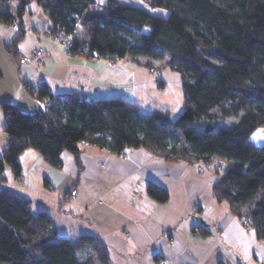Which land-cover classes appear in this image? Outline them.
Returning <instances> with one entry per match:
<instances>
[{"label": "trees", "instance_id": "obj_1", "mask_svg": "<svg viewBox=\"0 0 264 264\" xmlns=\"http://www.w3.org/2000/svg\"><path fill=\"white\" fill-rule=\"evenodd\" d=\"M0 0V23L19 22L20 30L5 50L18 57L20 22L36 2L52 22L73 35L71 55L118 57L150 71L165 66L179 74L182 110L144 112L116 96L89 99L83 94L53 95L47 85L26 90L46 106V116L25 115L0 107L7 145L0 156V176L7 166L22 175L19 155L36 150L60 168L63 150L79 156L87 142L117 155L144 148L167 161L223 160L219 191L234 214L264 239V143L250 140L264 126V0H140L149 10L121 0ZM15 6V7H13ZM161 87V80H158ZM53 100L48 104L45 98ZM235 117L231 128L218 122ZM147 194L168 199L165 188L150 181ZM207 231L199 229L198 235ZM0 264H110L104 243L93 234L71 240L59 236L45 211L33 212L30 200L0 189Z\"/></svg>", "mask_w": 264, "mask_h": 264}, {"label": "crops", "instance_id": "obj_2", "mask_svg": "<svg viewBox=\"0 0 264 264\" xmlns=\"http://www.w3.org/2000/svg\"><path fill=\"white\" fill-rule=\"evenodd\" d=\"M133 5L164 14L140 0ZM20 22L25 31L17 44L18 56L24 57L19 66L23 81L45 84L53 95L116 96L142 108L158 97L151 73L140 65L69 54L53 38L52 22L36 2L27 5ZM17 32L0 23L5 43ZM38 46L45 54L36 67L32 58ZM4 124L0 108V156L8 142ZM259 130L250 136L256 145L264 141ZM79 150L78 160L63 150L62 166L55 168L36 150L26 149L19 155L21 178L15 179L6 166L0 189L29 199L33 212L45 211L59 236L71 240L81 234L97 236L107 248L110 264H264V239L242 223L218 189L223 160L198 171L195 165L167 161L141 147L117 155L81 142ZM150 181L167 190L165 202L147 194ZM194 227L204 228L207 234L195 235Z\"/></svg>", "mask_w": 264, "mask_h": 264}, {"label": "rangeland", "instance_id": "obj_3", "mask_svg": "<svg viewBox=\"0 0 264 264\" xmlns=\"http://www.w3.org/2000/svg\"><path fill=\"white\" fill-rule=\"evenodd\" d=\"M121 1L124 3L133 5L135 0H121ZM96 2H97V4H96L97 7H101L106 2V0H97ZM17 25H18V23H17ZM9 27L11 28V25ZM19 30H20V27L18 28V31ZM23 32H25V31L23 30ZM56 33H57V31L55 33H53L54 39H55ZM57 42L62 45L61 42H59V41H57ZM65 48H67V47H65ZM67 49H69V48H67ZM43 50H44V48H43ZM44 54H45V50L43 53V57H44ZM43 57H42L41 64L43 62ZM108 59H109L110 63L116 62L113 58H108ZM121 60H123V59H120L118 61H121ZM128 61H130V60H128ZM161 64H162V66L158 70L154 69L153 71H150L148 68L142 66V67L146 68L149 71V73H151V78L154 79V83H155V84L153 83L155 85L154 91L157 93L156 95L158 97L154 98V101H152V103L149 104L151 106L145 105L144 108L140 107V109L144 112H151L153 110L165 111V112L169 113L171 117L174 118L177 116V112L180 111V109L182 108V106H181L182 105V99H183L182 86L180 84L179 74L177 72L169 70L165 66L166 65L165 61H162ZM158 80H161V83H162L161 87L158 86V82H159ZM31 84H33V83L31 82ZM179 101H180V103H179ZM238 121H239L238 118L230 117V118H226L224 120L219 121L218 126H221L224 128H231L232 126L236 125ZM259 131L261 132V134L264 137V126L260 127ZM262 143H264V141ZM217 161H220V159H215L212 162H214V163L216 162V164H217ZM183 162H186V161H183ZM186 163L189 165L197 166L198 171H204L205 167L208 166L202 162H194V163L186 162ZM224 165H225V163H224ZM70 194H71V191H70ZM244 225H246V224H244ZM198 232H199V228L194 227L193 233L195 235H198ZM162 263L163 262H161V264Z\"/></svg>", "mask_w": 264, "mask_h": 264}, {"label": "water", "instance_id": "obj_4", "mask_svg": "<svg viewBox=\"0 0 264 264\" xmlns=\"http://www.w3.org/2000/svg\"><path fill=\"white\" fill-rule=\"evenodd\" d=\"M4 46L5 42L0 37V107L9 106L25 115L45 117V104L26 90L19 76V66L24 57H13Z\"/></svg>", "mask_w": 264, "mask_h": 264}, {"label": "built area", "instance_id": "obj_5", "mask_svg": "<svg viewBox=\"0 0 264 264\" xmlns=\"http://www.w3.org/2000/svg\"><path fill=\"white\" fill-rule=\"evenodd\" d=\"M11 28L14 30V31H18V25L16 22H12L11 23ZM55 39L59 42L62 43V45L64 47H67V48H72L73 47V43H74V39H73V35L71 33H66L65 29L61 26H57V33L55 35ZM43 53H44V50L41 46H38L34 52H33V58H32V63L33 65H35L36 67L40 66L41 65V61H42V57H43ZM113 58L115 61H118L120 60V58L118 57H111ZM26 82V85L27 86H33L34 84H31L30 81H25ZM45 101L46 103H48L49 105L53 103V100L50 99L49 97H46L45 98ZM75 190H72L71 191V194L74 195L75 194ZM243 224H247V220H243L242 222ZM166 239L167 241L169 242V244H172L173 243V239L171 237H169L168 235H166ZM163 264V263H162Z\"/></svg>", "mask_w": 264, "mask_h": 264}]
</instances>
